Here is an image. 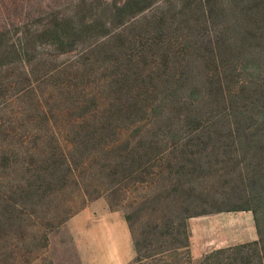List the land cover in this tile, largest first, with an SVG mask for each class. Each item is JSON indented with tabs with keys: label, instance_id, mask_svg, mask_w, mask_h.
I'll return each mask as SVG.
<instances>
[{
	"label": "trees",
	"instance_id": "1",
	"mask_svg": "<svg viewBox=\"0 0 264 264\" xmlns=\"http://www.w3.org/2000/svg\"><path fill=\"white\" fill-rule=\"evenodd\" d=\"M37 1L0 0V228L151 179L130 264H264V0ZM222 210L257 239L192 262L187 219Z\"/></svg>",
	"mask_w": 264,
	"mask_h": 264
},
{
	"label": "rangeland",
	"instance_id": "2",
	"mask_svg": "<svg viewBox=\"0 0 264 264\" xmlns=\"http://www.w3.org/2000/svg\"><path fill=\"white\" fill-rule=\"evenodd\" d=\"M50 1L37 2L42 5ZM56 1L62 3L63 0ZM22 15L21 12L16 13L19 19ZM216 179L220 181V178ZM135 183L129 184V190L124 193L125 199L121 200L120 196L107 194L94 198L91 187L96 184L89 182V197L77 198L72 204L74 211L58 227L47 224L49 217L57 215L50 208L38 211L33 217H25L21 226L16 221L9 222L10 225L0 228V264H130L135 260L136 253L126 215L135 216L139 206L148 205L150 199L145 200V197L155 195L159 187L151 179L146 186ZM67 185L66 189L53 196L52 205L73 198L76 187L72 183ZM214 190L222 193L223 187L218 183ZM134 216L132 221L138 225ZM186 224L187 252L192 262H197L215 249L251 243L257 239L250 210L210 212L190 217Z\"/></svg>",
	"mask_w": 264,
	"mask_h": 264
}]
</instances>
